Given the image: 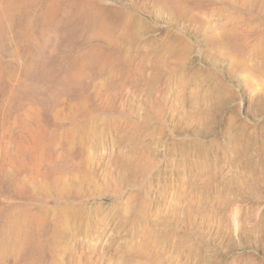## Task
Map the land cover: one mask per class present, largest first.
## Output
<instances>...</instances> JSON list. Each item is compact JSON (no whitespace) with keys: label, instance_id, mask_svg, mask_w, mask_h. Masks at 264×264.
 I'll return each instance as SVG.
<instances>
[{"label":"rangeland","instance_id":"rangeland-1","mask_svg":"<svg viewBox=\"0 0 264 264\" xmlns=\"http://www.w3.org/2000/svg\"><path fill=\"white\" fill-rule=\"evenodd\" d=\"M0 243L264 264V0H0Z\"/></svg>","mask_w":264,"mask_h":264},{"label":"bare ground","instance_id":"bare-ground-1","mask_svg":"<svg viewBox=\"0 0 264 264\" xmlns=\"http://www.w3.org/2000/svg\"><path fill=\"white\" fill-rule=\"evenodd\" d=\"M16 223H17V222H16ZM14 225H15V224H14ZM17 226H18V225H17ZM12 228H14V226H12ZM15 228H16V227H15ZM15 228H14V229H15ZM21 228H22V226H21ZM18 229H19V228H18ZM22 229H23V228H22ZM12 230H13V229H12ZM16 230H17V229H16ZM14 231H15V230H14ZM17 231H18V230H17ZM17 231H15V232L17 233ZM21 231H22V230H21ZM15 232H14V234H15ZM19 233H22V232L19 231ZM19 233H17V234H19ZM20 235H21V234H20ZM15 236H16V235H15ZM15 236H14V237H15ZM18 236H19V235H18ZM12 239H13V238H12ZM14 239H15V238H14ZM11 241H12V240H11ZM15 241H16V240H14V241L11 242V243L3 242V241H2L3 244H1V243H0V244L2 245V249H6V248L8 247V245L16 243ZM18 244H19V243H18ZM14 245H16V244H14ZM7 250H8V249H7Z\"/></svg>","mask_w":264,"mask_h":264}]
</instances>
